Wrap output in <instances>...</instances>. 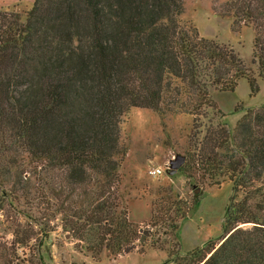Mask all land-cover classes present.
<instances>
[{
	"label": "trees",
	"instance_id": "1",
	"mask_svg": "<svg viewBox=\"0 0 264 264\" xmlns=\"http://www.w3.org/2000/svg\"><path fill=\"white\" fill-rule=\"evenodd\" d=\"M184 10L185 0H34L24 13L0 6V186L41 216L61 217L94 256L116 258L141 238L122 190V118L134 107L186 114L191 153L181 172L230 181L234 195L217 246L185 256L157 241L152 248L173 264H264V104L242 108L231 129L214 122L225 115L212 94L234 92L243 78L258 93L264 0H228L219 13L235 29H254L256 71L231 45L183 22ZM167 220L177 235V219ZM15 233L22 246L34 235Z\"/></svg>",
	"mask_w": 264,
	"mask_h": 264
},
{
	"label": "rangeland",
	"instance_id": "2",
	"mask_svg": "<svg viewBox=\"0 0 264 264\" xmlns=\"http://www.w3.org/2000/svg\"><path fill=\"white\" fill-rule=\"evenodd\" d=\"M226 1L185 0L180 19L195 25L202 36L231 45L256 71L257 66L253 63L254 29L243 23L235 29L233 17L221 16L219 13ZM33 3L34 0H7L0 6H10L24 13L32 8ZM258 85L259 91L255 95H252L245 78L239 81L234 92L212 89L225 115L217 117L214 122L225 121L232 129L245 113L242 108L262 106L264 81L260 78ZM121 133L129 146L121 169L122 190L128 199L129 218L139 225L141 237L145 236V240L123 255L124 250L116 258L106 252L100 257L94 256L84 242L63 230L61 217L50 220L44 214L41 216L31 201L8 196L0 186V264H36L39 262L38 253L43 255L45 264H173L168 262L167 252L152 248L153 241L181 256L196 247H205L211 241L217 246L234 195L233 184L225 181L221 185H211L207 180L201 181L194 168H185L193 177L181 172L182 168L175 174L168 171L170 160L177 154L186 156L189 163L192 117L186 114L163 117L151 109L134 107L122 118ZM151 167H161L164 173L151 176ZM180 206L185 207V211L190 209L182 219L176 216L177 212L180 215ZM153 215L159 221L154 227L151 226ZM40 218L42 224L36 222ZM167 218L177 219V235L169 229ZM16 230L20 231V237L24 233H34L28 245L15 242ZM47 232L49 238L44 240Z\"/></svg>",
	"mask_w": 264,
	"mask_h": 264
},
{
	"label": "water",
	"instance_id": "3",
	"mask_svg": "<svg viewBox=\"0 0 264 264\" xmlns=\"http://www.w3.org/2000/svg\"><path fill=\"white\" fill-rule=\"evenodd\" d=\"M185 161H186V156H184L182 154H177L176 157H174L173 159L170 160V163L168 165L169 173L170 174L177 173L182 168V166L185 164ZM203 192H204V190L201 191V193H203ZM198 195L199 194L196 193V196H198ZM242 225H244V224H242ZM147 231H149V230H147ZM145 238H146L145 236H142L139 241H137L134 244L130 245L125 250V252H129L131 249H133L134 247L138 246L139 243H142L145 240ZM125 252H123L122 254H124Z\"/></svg>",
	"mask_w": 264,
	"mask_h": 264
},
{
	"label": "built area",
	"instance_id": "4",
	"mask_svg": "<svg viewBox=\"0 0 264 264\" xmlns=\"http://www.w3.org/2000/svg\"><path fill=\"white\" fill-rule=\"evenodd\" d=\"M164 173V169L161 167H151L149 169V174L154 177H158Z\"/></svg>",
	"mask_w": 264,
	"mask_h": 264
},
{
	"label": "crops",
	"instance_id": "5",
	"mask_svg": "<svg viewBox=\"0 0 264 264\" xmlns=\"http://www.w3.org/2000/svg\"><path fill=\"white\" fill-rule=\"evenodd\" d=\"M0 1H3L2 3H0V5H1V4L4 5L3 3H6L7 0H0ZM125 253H126V252H125ZM125 253H124V254H125ZM124 254H123V255H124ZM123 255H122V256H123ZM127 256H129V255L127 254ZM122 258H126V257H122Z\"/></svg>",
	"mask_w": 264,
	"mask_h": 264
}]
</instances>
